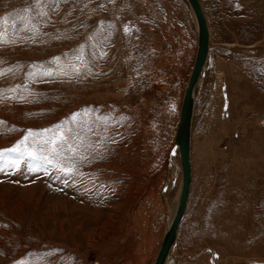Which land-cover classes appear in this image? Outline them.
<instances>
[{"label":"rangeland","instance_id":"rangeland-1","mask_svg":"<svg viewBox=\"0 0 264 264\" xmlns=\"http://www.w3.org/2000/svg\"><path fill=\"white\" fill-rule=\"evenodd\" d=\"M201 1L212 50L170 264H264V54L240 52L264 47V0ZM196 49L186 0H0V264L154 262Z\"/></svg>","mask_w":264,"mask_h":264},{"label":"water","instance_id":"water-1","mask_svg":"<svg viewBox=\"0 0 264 264\" xmlns=\"http://www.w3.org/2000/svg\"><path fill=\"white\" fill-rule=\"evenodd\" d=\"M186 1L188 2L196 19L197 49H196L193 66L188 78V82L185 87V92L181 105L180 118H179L180 121L178 126V133L175 136V140L179 142V146H180L179 154H180L181 171H182V186H181L179 202L175 209L173 219L170 223V226L164 233L162 244L152 264H163L168 249L175 239L176 229L181 219V216L183 215L185 203L187 201L189 184L191 179L190 162L188 156V147H189L188 130L190 125L192 106L195 97L198 93V81L200 79L205 61L208 56L209 49L211 47L206 20L201 10L199 0H186ZM253 49H257V48H253ZM258 49L260 50H257L255 53L260 52L264 54V47H259ZM235 51L240 53L239 50L237 49ZM241 53L247 55L245 52H241Z\"/></svg>","mask_w":264,"mask_h":264},{"label":"bare ground","instance_id":"bare-ground-1","mask_svg":"<svg viewBox=\"0 0 264 264\" xmlns=\"http://www.w3.org/2000/svg\"><path fill=\"white\" fill-rule=\"evenodd\" d=\"M188 3V2H187ZM199 4H200V7H201V10H202V12H203V15H204V17H205V20H206V25H207V29H208V34H209V38H210V42L212 41L211 40V32H210V28H209V23H208V20H207V16H206V13H205V10H204V8H203V4H202V1L201 0H199ZM193 13V12H192ZM193 16H194V14H193ZM194 18H195V16H194ZM195 21H196V19H195ZM197 25V24H196ZM251 47H254V46H251ZM223 48L225 49H231V50H236V49H233V46H223ZM211 50H212V42H211V47H210V49H209V52H208V56H207V59H206V61H205V64H204V67H203V70H202V73H201V76H200V79H199V81H198V85L200 84V82H201V80H202V76H203V72H204V70H205V67H206V65H207V62H208V57H209V55H210V52H211ZM257 50H260V49H253V48H247V49H245V48H242L241 50H240V52H248L249 54H263V53H260V52H258V53H255ZM232 52V51H231ZM198 94V93H197ZM196 97H197V95H196ZM195 97V100H194V103H193V106H192V113H191V119H190V125H189V130H188V134H189V138H188V141H189V147H188V156H189V162H190V177H191V179H190V184H189V191H188V196H187V201H186V203H185V208H184V211H183V215L181 216V219H180V221H179V224H178V226H177V229H176V234H175V239H174V241L172 242V244L170 245V247H169V249H168V252H167V255H166V257H165V259H164V261H163V264H170V261L172 260V258H173V256H174V249H175V247H176V244H177V240H178V230H179V227H180V225H181V222L183 221V219H184V217H185V213H186V208H187V204H188V201H189V198H190V194H191V189H192V183H193V163H192V121H193V116H194V111H195V106H196V101H197V98ZM180 121V120H179ZM178 126H179V123H178ZM177 133H178V128H177V132H176V135H177ZM175 135V136H176ZM179 142L178 141H176L175 140V143H174V150H175V152H179ZM172 152V151H171ZM179 156H180V154H179ZM180 165H181V161H180ZM181 186H182V184H181ZM181 192V191H180ZM179 197H180V195H179ZM178 202H179V198H178ZM178 205V204H177ZM174 213H175V210L172 212V218H170L169 220H168V224H167V226H166V228H165V231L168 229V227L170 226V223H171V221H172V219H173V216H174ZM165 231H164V233H165ZM163 237H164V235H163ZM163 240V239H162Z\"/></svg>","mask_w":264,"mask_h":264},{"label":"snow or ice","instance_id":"snow-or-ice-1","mask_svg":"<svg viewBox=\"0 0 264 264\" xmlns=\"http://www.w3.org/2000/svg\"><path fill=\"white\" fill-rule=\"evenodd\" d=\"M46 74L50 75L51 73H46ZM29 135H32V132L31 131H29ZM49 142H51V141H49ZM11 151H13V152H20V149L19 148H14V149H11ZM52 151L55 152V149H53ZM24 152H27V154L29 155V157H31L32 159H46L45 157H37V156H35L33 153L28 152L27 149H25ZM24 152H20L21 157H23ZM60 170L61 171H65L64 168H61Z\"/></svg>","mask_w":264,"mask_h":264}]
</instances>
